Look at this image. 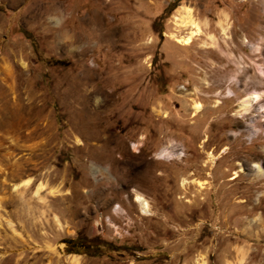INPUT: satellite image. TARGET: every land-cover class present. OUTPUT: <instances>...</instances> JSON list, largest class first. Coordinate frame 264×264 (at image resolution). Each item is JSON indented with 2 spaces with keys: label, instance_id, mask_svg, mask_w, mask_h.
I'll list each match as a JSON object with an SVG mask.
<instances>
[{
  "label": "rangeland",
  "instance_id": "374dc122",
  "mask_svg": "<svg viewBox=\"0 0 264 264\" xmlns=\"http://www.w3.org/2000/svg\"><path fill=\"white\" fill-rule=\"evenodd\" d=\"M245 39L264 0H0V264H264Z\"/></svg>",
  "mask_w": 264,
  "mask_h": 264
},
{
  "label": "bare ground",
  "instance_id": "6f19581e",
  "mask_svg": "<svg viewBox=\"0 0 264 264\" xmlns=\"http://www.w3.org/2000/svg\"><path fill=\"white\" fill-rule=\"evenodd\" d=\"M176 19L178 21L179 26H184L189 29L187 34L179 36L178 34H174L176 37H178V40L181 42H184L185 44H191L195 37L203 32V26L201 24V21L197 20L194 14V9L192 6L189 5H181L180 8L177 10L176 13ZM176 21V22H177ZM220 25L222 28L223 33L225 34V38L229 36L228 31L230 28V23L227 21V19H221ZM212 39L214 40V36H212ZM245 42L252 48L253 52L257 54V56L261 59L263 58V61H255L257 64L259 71L262 75H264V57H263V46L260 43H254L251 42L249 39H245ZM240 68L243 67L242 63L240 64ZM242 69V68H241ZM228 92L232 93L233 90L231 88H228ZM263 93L260 91H253L248 97H246L242 104V110L244 112H249L253 108H256L258 112L264 113V103L262 102L263 99ZM202 107L201 102H196L194 108L196 110H199ZM198 112V111H197ZM261 131L260 128H254L252 132L250 133V137L256 136ZM137 144L134 143V146ZM181 151H179L178 148H176L173 143L170 145H167L163 147L158 153V158H173L174 156L180 157ZM214 154V153H213ZM213 154H210L211 161L214 162L215 157ZM256 168L258 169L259 174H264V167L259 163H255ZM186 181V180H185ZM30 180H26L24 185L29 184ZM202 184V182H201ZM42 188L40 185L37 192ZM39 193V192H38ZM136 201L139 203V205L142 208L143 212H146L148 208H150L149 201L147 198L139 193L138 191L135 192ZM121 210L120 208L114 209V213H119ZM75 257V256H74ZM74 261H76V257L73 258ZM78 259V258H77ZM75 263V262H74ZM77 263V262H76Z\"/></svg>",
  "mask_w": 264,
  "mask_h": 264
}]
</instances>
